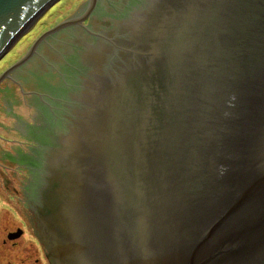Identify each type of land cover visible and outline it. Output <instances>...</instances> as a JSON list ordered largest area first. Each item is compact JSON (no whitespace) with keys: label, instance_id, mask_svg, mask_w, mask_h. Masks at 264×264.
Masks as SVG:
<instances>
[{"label":"water","instance_id":"1","mask_svg":"<svg viewBox=\"0 0 264 264\" xmlns=\"http://www.w3.org/2000/svg\"><path fill=\"white\" fill-rule=\"evenodd\" d=\"M58 1L0 0V58ZM41 39L0 77V192L51 263L264 264V0H91Z\"/></svg>","mask_w":264,"mask_h":264},{"label":"rangeland","instance_id":"2","mask_svg":"<svg viewBox=\"0 0 264 264\" xmlns=\"http://www.w3.org/2000/svg\"><path fill=\"white\" fill-rule=\"evenodd\" d=\"M81 3H90V0H60L55 3L52 10L45 12L43 19L27 31L21 37L20 42L14 44L8 54L0 58V75L9 69L31 46L35 43H41L42 41L39 39L44 34L58 26V23H64L67 17L73 16ZM28 220L16 202L0 192V242L5 239L8 240L9 235H17L19 232H21L18 237L20 243L27 244L29 241H34L30 227L32 223Z\"/></svg>","mask_w":264,"mask_h":264},{"label":"flooded vegetation","instance_id":"3","mask_svg":"<svg viewBox=\"0 0 264 264\" xmlns=\"http://www.w3.org/2000/svg\"><path fill=\"white\" fill-rule=\"evenodd\" d=\"M23 66L21 65L20 67ZM6 80L2 81L0 86ZM23 214L26 216L25 210H23ZM30 227L34 241L22 244L18 238L14 240L5 239L0 242V259H4L3 261L0 260V264H52L50 258V242L46 238V233H44L43 228L38 224H31ZM9 236L12 237V234Z\"/></svg>","mask_w":264,"mask_h":264},{"label":"bare ground","instance_id":"4","mask_svg":"<svg viewBox=\"0 0 264 264\" xmlns=\"http://www.w3.org/2000/svg\"><path fill=\"white\" fill-rule=\"evenodd\" d=\"M59 1H60V0H59ZM90 1H91V0H90ZM30 29H31V28H30ZM30 29H29V30H30ZM29 30H28V31H29ZM26 32H27V31H26ZM26 32H25L22 36H24V35L26 34ZM22 36H20V39H21ZM42 40H43V39H42ZM42 40H40V41H42ZM38 42H39V41H38ZM13 46H14V45H13ZM13 46H12V48H13ZM12 48H11V49H12ZM18 54H19V53H18ZM7 70H8V69H6L5 72H6ZM5 72H4V73H5ZM4 73H3V74H4ZM3 74H2V75H3ZM2 75H0V77H1Z\"/></svg>","mask_w":264,"mask_h":264}]
</instances>
